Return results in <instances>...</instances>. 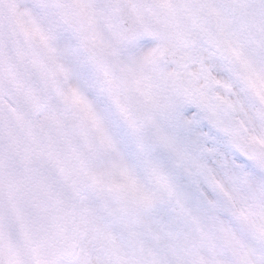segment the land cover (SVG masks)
Returning a JSON list of instances; mask_svg holds the SVG:
<instances>
[{
	"label": "snow or ice",
	"instance_id": "snow-or-ice-1",
	"mask_svg": "<svg viewBox=\"0 0 264 264\" xmlns=\"http://www.w3.org/2000/svg\"><path fill=\"white\" fill-rule=\"evenodd\" d=\"M0 264H264V0H0Z\"/></svg>",
	"mask_w": 264,
	"mask_h": 264
}]
</instances>
